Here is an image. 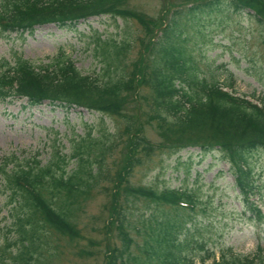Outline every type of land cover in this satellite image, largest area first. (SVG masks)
I'll return each mask as SVG.
<instances>
[{
    "label": "trees",
    "instance_id": "16d2710c",
    "mask_svg": "<svg viewBox=\"0 0 264 264\" xmlns=\"http://www.w3.org/2000/svg\"><path fill=\"white\" fill-rule=\"evenodd\" d=\"M183 1L164 18L161 15L156 20H147L126 10L124 0H0V34L31 33L48 24L73 29L79 20L108 15L130 17L138 22L146 36L143 49L147 47L146 56L141 55L134 70L126 75L115 62L127 43L96 39L95 56L103 64L100 78L80 74L62 54L41 67L19 57L12 65L1 62L0 100L24 99L29 108L47 102L63 109L83 108L103 116L121 117L133 108V89L145 87L150 99L146 108L151 111L139 114L154 120L166 144L147 143L138 131L123 129L127 135V155L147 156L160 151L169 156L185 148H197L202 159L216 151L228 166L241 204L240 212L261 219L259 197L250 198L256 185L248 160L252 153L264 152V101L236 96L231 74L222 84L208 83L192 73L190 76L183 44L187 27L197 30L198 20L223 14L246 11L264 30V0ZM110 74L114 75L113 80ZM143 100L146 104L147 100ZM92 132L89 128L82 137L74 139L68 156L61 155L58 144L52 143L44 165L32 159L31 164L12 163L8 169V164L16 159L0 160L2 187L14 217L9 230L16 233V239L11 244L19 245L15 257L23 264L34 260L32 255L39 248L37 242L44 240V229L69 240L78 237L72 225L73 213L79 208L77 202L102 176L103 164L115 140L104 129L95 135ZM71 161L74 166L68 170ZM137 200L166 206L171 215L148 214L132 221L128 209ZM201 205L194 193L185 189L157 191L131 185L129 181H112L108 224L116 232L119 244L116 247L112 243L106 248L104 264H191L181 255L190 237L185 235L181 240L178 237L185 221L191 220L198 210L203 212ZM131 233L142 238L141 244L135 247L137 256L130 254L135 245ZM208 258L210 264H264L261 257L247 260L229 249L219 259L215 260L213 253L206 255ZM35 261L39 262L38 253Z\"/></svg>",
    "mask_w": 264,
    "mask_h": 264
},
{
    "label": "rangeland",
    "instance_id": "374dc122",
    "mask_svg": "<svg viewBox=\"0 0 264 264\" xmlns=\"http://www.w3.org/2000/svg\"><path fill=\"white\" fill-rule=\"evenodd\" d=\"M183 0H124L126 10L147 20H156ZM196 27L186 28L183 52L189 61V75L203 78L208 83H225L231 74L232 91L236 96L264 101V30L254 23L246 11L200 19ZM145 31L130 17L92 16L79 20L73 29H59L48 24L35 28L31 33L0 34V63L13 64L16 57L30 65L43 66L58 54L68 58L82 75L101 77L103 64L95 55L96 39L104 42H126L115 65L124 74L134 70L141 55H145ZM114 66V65H113ZM115 70V68H113ZM137 70L141 67H137ZM112 70V71H114ZM117 73V72H115ZM191 76V75H190ZM113 80L115 77L110 74ZM133 108L121 117H108L83 108L63 109L43 102L36 107H26L24 99L8 97L0 100V160L15 158L12 163L31 164L32 159L44 165L51 154L52 143L58 144L61 155L71 154L73 140L82 137L89 128L93 135L101 129L113 134L114 147L103 164L102 176L87 195L77 202L72 225L78 233L69 240L54 231L44 229L43 238L37 242L29 264H104L106 248L118 246L116 232L110 229V201L112 181H129L134 186L161 189H185L201 201L203 212L198 210L191 220H186L178 240L189 235L190 242L181 251L191 264H210L206 255L213 253L219 259L229 249L240 258L264 259V152L252 153L249 164L256 190L251 199L259 197L261 219L252 214H242L233 180L227 164L216 151L199 159L197 148H185L174 155L156 151L151 155H127L126 133L123 129L139 132L150 144L162 141L157 125L150 114L148 91L135 87ZM147 103L145 104V100ZM149 100V101H148ZM24 106V107H23ZM138 109V111H137ZM130 114V117H129ZM130 120V124H126ZM137 161V162H136ZM74 162H70L68 170ZM132 168V169H131ZM130 172L128 173V171ZM120 173V174H118ZM0 178V257L1 264H23L15 255L19 245L11 244L16 233L11 204ZM166 206L135 201L128 212L132 221L146 215H171ZM12 229V228H11ZM46 232V233H45ZM41 234V235H42ZM135 245L130 254L137 256L135 247L142 242L131 233ZM8 248L5 249V245ZM137 245V246H136ZM52 254V257H49Z\"/></svg>",
    "mask_w": 264,
    "mask_h": 264
}]
</instances>
